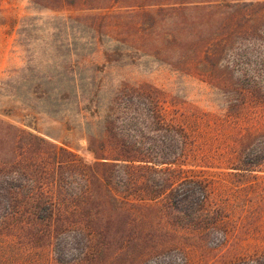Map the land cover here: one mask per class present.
I'll use <instances>...</instances> for the list:
<instances>
[{"label":"rangeland","instance_id":"1","mask_svg":"<svg viewBox=\"0 0 264 264\" xmlns=\"http://www.w3.org/2000/svg\"><path fill=\"white\" fill-rule=\"evenodd\" d=\"M115 8L0 0V119L90 163L94 157L87 135L101 137L105 117L115 115L117 124L128 123L131 133L150 146L149 155L159 158L167 156V143L173 140L167 129H146L148 100H120L128 105L126 113L109 108L122 83L151 85L163 123L182 126L187 142L175 162L156 164L164 169L143 174L153 184L172 180L174 189L165 187L147 200L153 207L146 216L151 236L133 264L162 250L167 253L143 264H243L250 259L264 264V162L248 169L240 168L239 159L251 131L263 127L257 122L264 105L250 101L237 106L234 93H227L215 76L224 61L206 74L211 69L201 63L177 64L173 55L135 50L111 40L104 26L76 19ZM230 69L234 74V67L224 68ZM201 192L198 202L194 196ZM186 194L190 202L183 200ZM56 244L54 257L51 243L33 246L0 237V264H79L73 260L78 244L68 237ZM99 257L85 255L80 264H106Z\"/></svg>","mask_w":264,"mask_h":264},{"label":"trees","instance_id":"2","mask_svg":"<svg viewBox=\"0 0 264 264\" xmlns=\"http://www.w3.org/2000/svg\"><path fill=\"white\" fill-rule=\"evenodd\" d=\"M48 2L90 9L115 5L104 14L84 13L76 19L104 26L111 40L132 45L135 50L148 48L154 53H167L174 56L177 64L189 66L192 60L195 67L201 63L211 69L206 74H212L224 61L215 76L227 93H234L231 97L237 106L250 101L264 105V0ZM228 65L235 68L234 74L231 69L224 70ZM224 72L228 75L223 77ZM154 92L151 85L122 83L109 108L111 112L117 109L126 113L128 105L120 104V100L146 98V129H167L173 140L167 143V156L159 158L149 155L150 146H144L131 133L128 123L117 124L115 115L105 117L101 137L87 135L94 157L90 163L34 132L0 119V237L12 236L33 246L51 243L54 257L56 241L68 237L79 246L73 258L76 263L80 264L85 255L98 254L100 262L106 264H133L151 234L146 216L153 207L147 200L165 187L174 189L172 180L153 184L148 176L164 169L156 164L175 162L187 142L182 126L169 120L163 123L157 100L151 99ZM258 115H262V122L257 123L263 127L251 131L252 139L242 147L240 168L250 169L264 162V112ZM255 119L259 120L257 116ZM145 172L149 175L144 176ZM186 197L189 201L187 194L183 200ZM203 197L201 192V197L196 195L194 199L199 202ZM177 204L174 207L182 209ZM139 210L141 216H137ZM163 253L167 251L152 253L137 264ZM249 261L243 264L259 262Z\"/></svg>","mask_w":264,"mask_h":264}]
</instances>
